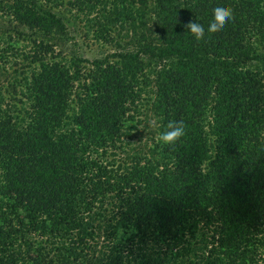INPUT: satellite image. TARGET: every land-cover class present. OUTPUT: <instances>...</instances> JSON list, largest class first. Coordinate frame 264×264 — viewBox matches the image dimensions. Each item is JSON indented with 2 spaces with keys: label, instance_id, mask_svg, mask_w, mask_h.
<instances>
[{
  "label": "trees",
  "instance_id": "obj_1",
  "mask_svg": "<svg viewBox=\"0 0 264 264\" xmlns=\"http://www.w3.org/2000/svg\"><path fill=\"white\" fill-rule=\"evenodd\" d=\"M64 2L0 0V264H264V0H67L128 39L89 64Z\"/></svg>",
  "mask_w": 264,
  "mask_h": 264
},
{
  "label": "rangeland",
  "instance_id": "obj_2",
  "mask_svg": "<svg viewBox=\"0 0 264 264\" xmlns=\"http://www.w3.org/2000/svg\"><path fill=\"white\" fill-rule=\"evenodd\" d=\"M57 10L61 13V15L66 17L68 21L65 23L67 35L66 41L63 46H56L55 51L62 49V51L65 53L76 55L77 57L86 60L87 64H89L94 60L108 58L116 51L126 48L124 43L125 41H128L127 38H125V40L121 39L119 46H116L117 43L115 45L112 43L104 44L103 42L96 39V35L98 33L96 28L97 26L95 24L91 25L87 23L89 19L94 16V14H83L77 11L76 8H72L71 10L70 6L67 4V0H65L64 5L60 6ZM126 33L128 36L130 35L129 32ZM152 122L153 121H150L149 118L146 119V122H141V124L138 126L139 129L142 130L139 140H136V142L131 141L132 144L129 143V146L125 149V152L119 153L118 155L116 154L117 156H114L116 164L128 162L130 156L134 155L135 153L138 154L139 152L142 153L143 151H147L152 136L147 134V132L153 131ZM144 127L146 128L145 130L143 129Z\"/></svg>",
  "mask_w": 264,
  "mask_h": 264
},
{
  "label": "clouds",
  "instance_id": "obj_3",
  "mask_svg": "<svg viewBox=\"0 0 264 264\" xmlns=\"http://www.w3.org/2000/svg\"><path fill=\"white\" fill-rule=\"evenodd\" d=\"M233 18V9L224 2V0H216L214 4V14L207 24L197 17L188 23L187 28L190 33L195 34V36L199 38L206 33L207 29L220 28L231 22ZM186 127L187 122L184 117L170 120L165 126V129L159 134V140L166 145L173 144L185 133Z\"/></svg>",
  "mask_w": 264,
  "mask_h": 264
}]
</instances>
